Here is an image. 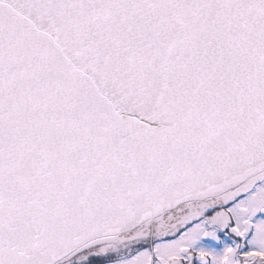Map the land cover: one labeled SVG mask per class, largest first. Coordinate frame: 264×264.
Here are the masks:
<instances>
[{
    "label": "snow or ice",
    "instance_id": "1",
    "mask_svg": "<svg viewBox=\"0 0 264 264\" xmlns=\"http://www.w3.org/2000/svg\"><path fill=\"white\" fill-rule=\"evenodd\" d=\"M0 264H264V0H0Z\"/></svg>",
    "mask_w": 264,
    "mask_h": 264
}]
</instances>
